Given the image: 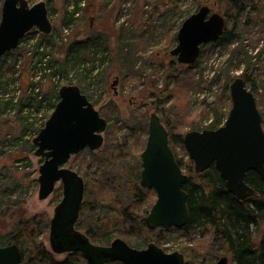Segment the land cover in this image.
I'll list each match as a JSON object with an SVG mask.
<instances>
[{
	"label": "rangeland",
	"instance_id": "374dc122",
	"mask_svg": "<svg viewBox=\"0 0 264 264\" xmlns=\"http://www.w3.org/2000/svg\"><path fill=\"white\" fill-rule=\"evenodd\" d=\"M28 1L30 5L47 3L53 31L44 34L34 28L17 48L0 57V233L21 217L47 213L51 218L63 197L61 182L49 197H39L43 158L35 154L33 142L54 111L62 85H79L108 120L102 147H87L73 154L66 166L84 176L87 172L85 178L102 177L110 184L121 176L128 181L137 163L142 165L153 112L164 117L171 134L183 138L191 130L209 128L217 111L222 113L223 125L232 108L230 84L245 73L248 87H255L264 127V0H238L242 3L239 9L226 0H79L81 9L70 22L67 13L78 0ZM202 1L225 16L228 31L239 38L226 45L207 44L198 64L187 70L171 50L181 24ZM2 4L0 0V8ZM81 40L99 52L95 62L83 64L79 52H68L72 45L81 50ZM47 60L51 68L41 75ZM94 64L98 67L86 69ZM173 149L186 165L184 172L198 179L184 143L173 145ZM154 193L138 207L142 213L155 203ZM132 199L125 190H106L98 198H90L97 209L90 214L95 206L88 203L89 212L85 211L83 218L108 221V227L117 231V211H113L135 209ZM122 226L127 232H138L130 222ZM49 234L50 227L41 238L50 249ZM211 239L210 230L193 227L160 234L156 243L167 252L184 253L186 261H202L207 259L204 256L211 249ZM218 245L219 255L211 258L210 264L224 255L229 257L228 264H236L231 252ZM66 254L56 257L62 259Z\"/></svg>",
	"mask_w": 264,
	"mask_h": 264
},
{
	"label": "water",
	"instance_id": "95a60500",
	"mask_svg": "<svg viewBox=\"0 0 264 264\" xmlns=\"http://www.w3.org/2000/svg\"><path fill=\"white\" fill-rule=\"evenodd\" d=\"M226 27L225 16L212 11L209 5H202L181 24L171 54L180 63L191 65L199 59L202 46L218 40ZM34 28L44 34L53 31L45 1L30 5L28 0H4L0 57L17 48L21 39ZM230 92L232 108L225 123L218 128L191 130L185 134L183 143L196 172L214 164L228 191L242 200L256 191L247 180L250 171L257 172L264 183V127L257 98L242 76L233 80ZM59 96L54 111L33 139L37 145L35 154L43 158L39 168V197H49L57 182L63 187V197L50 218L51 250L56 254L78 251L87 264H185L184 253L167 252L156 242L137 248L117 237L104 245L93 242L85 231L77 228L86 184L84 177L66 164L73 154L87 147L92 150L102 147L108 120L77 84L62 85ZM188 180L189 175L171 147L167 126L161 116L153 112L142 152L140 179L143 187L155 190L157 195L146 216L149 228H183L187 224L188 193L184 185ZM22 259L19 245H0V264H21ZM228 263L229 257L224 255L215 264Z\"/></svg>",
	"mask_w": 264,
	"mask_h": 264
},
{
	"label": "trees",
	"instance_id": "16d2710c",
	"mask_svg": "<svg viewBox=\"0 0 264 264\" xmlns=\"http://www.w3.org/2000/svg\"><path fill=\"white\" fill-rule=\"evenodd\" d=\"M226 2H228L231 7L233 4L234 8L237 7L239 9L242 7V3L239 4L238 0H226ZM203 3L204 1L200 2L199 7L204 5ZM78 4L79 0L76 4L77 6H74L68 11V22H70L76 13L79 12V9H81ZM1 9L2 6L0 8V19ZM238 38L239 36L236 33L228 31L226 27L224 34L218 40L211 43L213 45H226L237 41ZM174 39H176V35L174 36ZM84 41L85 40H81L80 43L82 44H78L79 47H81V50H75V46L72 45L68 52H79L83 64H86L87 61L95 62L99 52L91 48L90 44H86L88 41L85 43ZM206 45L202 46L201 54ZM41 61H43V58ZM47 61L48 62L43 63L44 66L42 67L43 70H41V75L45 74V72L51 68L50 60ZM67 62L68 59L63 63V67ZM197 64L198 60L191 65L181 63V65L187 70H191ZM96 67L98 66L94 64L92 65V68L87 67L86 69H95ZM243 78L245 79L247 86L250 85L247 73L243 75ZM250 89L253 92L255 91V87L252 85ZM168 95L170 97L172 94L169 92ZM59 99V92H57L56 100L59 101ZM216 114V120L209 126V128H218L221 126L222 113L217 111ZM162 121L169 130L171 147L173 148V145L177 144L183 145L182 135L171 134L170 127L164 117ZM177 160L182 167H186L182 160H179L178 158ZM189 170L192 171L193 167L189 166ZM141 171L142 165L139 162L137 163V168L133 172L132 177L128 179V181L124 179V176H121V179L115 180L111 184L104 182L102 177L98 178L94 176L85 178V176H88L87 172H85V176H82L85 178L86 199L82 204V219L79 218L77 228L85 231L95 243L107 245L111 242L113 236H118L124 238L131 246L143 248L150 242H158L160 234H165L167 231L173 229L187 231L193 229V227H201L210 230L212 235L211 249L204 256L207 259L202 261L190 260L186 261L185 264H210L211 258L218 257L219 255V252H216V248L221 247L218 243L223 244L222 246L231 252L236 264H264V183L257 172L252 170L247 177L248 182L255 188V193L241 200L228 191L225 181L220 176V173L214 164L204 171H195L198 174V179L189 176L188 182L184 185V189L188 193L189 219L187 224L183 228L171 227L169 229H164L159 227L151 229L146 223L148 210L142 213L138 207L143 205L146 200H149L148 198L151 194L153 195L155 193L154 190L144 188L140 184ZM122 181H124V184H122ZM122 185L125 186V189L121 188ZM106 190L111 193H115L117 190H125V192L133 198L131 205L135 209H129L128 211L126 208L124 210L120 208L113 211H117L115 217L118 219V226L120 227L117 231L108 227V221H101L100 218L95 217H90L89 221H86V218H83L84 212H89V206H87V204L89 203L91 207L95 206V202L90 201V198L96 196L98 198L99 195ZM116 201L119 204L121 202L119 200ZM104 202V199L99 201L100 204H103ZM96 209L95 206L89 213L91 214V212H94ZM126 222H130L138 229L137 234L124 230V226L122 225ZM49 227L50 218L47 213L21 217L18 220L16 219L15 222L13 221L8 230L4 233H0V244L19 245L23 254L21 264H87L82 254L78 251L67 253L64 258L58 259L56 254L46 246L44 240L41 238L42 233L48 230ZM118 263L119 262H113L110 264Z\"/></svg>",
	"mask_w": 264,
	"mask_h": 264
},
{
	"label": "flooded vegetation",
	"instance_id": "af4514ba",
	"mask_svg": "<svg viewBox=\"0 0 264 264\" xmlns=\"http://www.w3.org/2000/svg\"><path fill=\"white\" fill-rule=\"evenodd\" d=\"M115 83H116V81H115ZM82 208V207H81ZM80 215H81V212H80ZM80 218V217H79ZM79 220V219H78ZM76 226H77V224H76ZM70 253V252H69ZM109 264V263H108Z\"/></svg>",
	"mask_w": 264,
	"mask_h": 264
}]
</instances>
